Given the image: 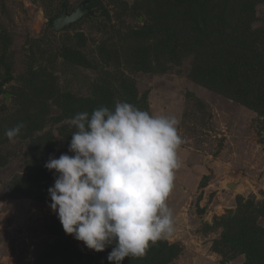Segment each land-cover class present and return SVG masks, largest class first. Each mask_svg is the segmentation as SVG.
<instances>
[{"label":"rangeland","instance_id":"374dc122","mask_svg":"<svg viewBox=\"0 0 264 264\" xmlns=\"http://www.w3.org/2000/svg\"><path fill=\"white\" fill-rule=\"evenodd\" d=\"M81 1L69 0L68 6L74 8ZM94 1L92 7L101 12L99 18H86L59 33L50 28L49 22L54 14L61 13L64 0H0V61L6 52L4 61L13 74L4 86L6 93L0 95V123L5 124L0 127V264H63L57 256L63 242L72 255L86 248L65 233L50 203L25 198L16 189L34 167L30 154L37 146L32 139L51 144L55 158L72 155L68 148L76 129L70 124V106L64 97L71 94L80 100L93 98L102 85L113 82L114 73L121 70L103 68L98 46L109 36L115 39L123 26L127 29L142 24L143 17L135 20L132 16L134 0ZM262 26L264 5L258 8L254 28ZM80 37H84L83 45L78 44ZM65 49L78 53L63 54ZM81 55L97 67H89L81 61ZM191 62L190 58L184 59L180 65L169 66L162 75L124 69L137 83L139 100L147 97L151 115L174 116L179 121L180 167L174 170L167 200L174 231L165 239L178 247L179 254L169 264H244L243 256L226 259L214 250L221 230L210 231L206 225L236 212L239 197L244 202L264 201V118L192 80ZM31 68L53 75L57 87L52 98L42 102L32 125L25 117L28 113L20 112L25 110L27 102L23 107L21 102L26 100L15 99L21 93V78ZM3 75L0 64V79ZM191 96L203 102L201 111ZM115 99L123 102L120 96ZM19 123L38 126V130L31 138L20 132L9 140L6 131ZM258 223L264 227V216Z\"/></svg>","mask_w":264,"mask_h":264},{"label":"trees","instance_id":"16d2710c","mask_svg":"<svg viewBox=\"0 0 264 264\" xmlns=\"http://www.w3.org/2000/svg\"><path fill=\"white\" fill-rule=\"evenodd\" d=\"M93 4L94 0L91 6ZM261 5H264V0H134L130 7L132 16L135 20L137 16L143 17L142 24L127 27L128 30L123 26L115 39L109 36L98 46L103 68L114 67L116 72L118 69L121 71L114 73L113 82L109 80L102 85L93 98L80 100L71 94L64 97L69 102V116L73 118L81 112L91 114L101 106L114 109L115 98L119 96L123 102L149 112L147 97L139 100L137 83L125 74L124 69L131 73L162 75L169 66L180 65L184 59L190 58L192 80L264 118V26L254 28ZM56 16L54 14L49 22L54 31ZM78 42L83 45L84 37H80ZM5 53H2L0 61L4 69L0 95L6 93L4 86L13 79L11 68L4 61ZM75 53L78 52L67 49L63 52L68 55ZM81 61L87 62L82 55ZM87 65L97 67L90 62ZM21 81V93H17L15 99L17 102L26 100L21 102V107L27 103L25 110L20 112L28 113L25 117L32 125L36 122L42 102L46 98L51 99L57 90L55 78L46 71L31 68ZM191 100L195 101V96H191ZM196 103L195 107L201 111L203 102ZM4 125L2 121L0 127ZM35 130L38 126H24L21 133L31 138ZM32 143L37 146V150L31 149L30 154L34 167L17 184L16 191L25 198L51 203L48 189L54 185L58 174L44 165L55 157L56 152H51V144H44L40 139H32ZM16 191L13 190V193L16 194ZM239 202L236 212L231 211L227 217L216 218L214 224L206 225L210 231L221 230L214 250L226 259L243 256L244 264H264V227L258 223L259 218L264 216V201L244 202L239 197ZM62 245L57 256L62 258L63 264H110L107 256L112 245L102 252L86 247L78 255L69 253L68 244L63 242ZM178 254V247L161 239L150 244L144 257L126 258L122 264H169Z\"/></svg>","mask_w":264,"mask_h":264},{"label":"clouds","instance_id":"9594fccd","mask_svg":"<svg viewBox=\"0 0 264 264\" xmlns=\"http://www.w3.org/2000/svg\"><path fill=\"white\" fill-rule=\"evenodd\" d=\"M174 116H155L128 102L101 106L70 120L76 129L68 151L45 168L58 174L49 207L66 234L122 264L142 258L150 244L169 238L174 219L167 200L182 143ZM25 125L5 135L12 140Z\"/></svg>","mask_w":264,"mask_h":264},{"label":"water","instance_id":"95a60500","mask_svg":"<svg viewBox=\"0 0 264 264\" xmlns=\"http://www.w3.org/2000/svg\"><path fill=\"white\" fill-rule=\"evenodd\" d=\"M67 1L68 0H64L61 7V14L53 22L54 29L57 32H63L65 29L70 30L74 24L82 22L86 17L96 19L99 18V15L101 14L100 11L85 7L86 5H88L90 0H82L76 9H73L69 12L67 8ZM230 186L231 185H229V187Z\"/></svg>","mask_w":264,"mask_h":264},{"label":"flooded vegetation","instance_id":"af4514ba","mask_svg":"<svg viewBox=\"0 0 264 264\" xmlns=\"http://www.w3.org/2000/svg\"><path fill=\"white\" fill-rule=\"evenodd\" d=\"M91 1H92V0H90V2L88 3V5H86L85 7L89 8V9H92V10H94V9L97 10L96 8H94V7L91 6ZM68 3H69V0L67 1V8H68L69 12L72 11L73 9H76V8L78 7V5L80 4V3H79V4H78L76 7H74V8H70V7L68 6ZM61 7H62V4H61ZM61 11H62V9H61ZM97 11H98V10H97ZM60 14H61V13H60ZM60 14H59L57 17H59ZM57 17H56V18H57ZM56 18H55V19H56ZM55 19H54V20H55ZM53 22H54V21H53ZM74 25H75V24H74ZM65 30H66V29H65Z\"/></svg>","mask_w":264,"mask_h":264},{"label":"bare ground","instance_id":"6f19581e","mask_svg":"<svg viewBox=\"0 0 264 264\" xmlns=\"http://www.w3.org/2000/svg\"><path fill=\"white\" fill-rule=\"evenodd\" d=\"M229 185H231L230 187H232V186H233V184H229Z\"/></svg>","mask_w":264,"mask_h":264}]
</instances>
